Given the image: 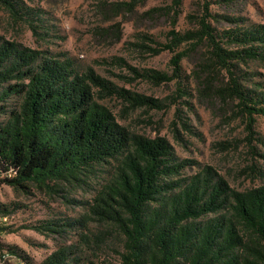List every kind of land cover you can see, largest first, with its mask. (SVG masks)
<instances>
[{
    "label": "trees",
    "instance_id": "obj_1",
    "mask_svg": "<svg viewBox=\"0 0 264 264\" xmlns=\"http://www.w3.org/2000/svg\"><path fill=\"white\" fill-rule=\"evenodd\" d=\"M0 3L13 15L24 14L37 33L34 10L11 0ZM210 7L211 0H205L196 30H172L164 50L205 43L214 64L228 75L224 92L253 123V116L264 117V93L242 84L241 66L264 65V26L219 33L210 22ZM47 55L0 36V115H8L0 123V186L28 191L80 182L99 166H108L109 174L88 216L32 229L59 233L94 219L121 237L115 249L119 264H264V186L236 191L211 168L183 178L188 165L167 139L131 132L96 102L97 88L135 100L129 92L93 69L79 71L68 55ZM184 57H173L175 74L181 73ZM13 98L18 105L7 110L4 104ZM104 244L100 234H81L79 242L60 246L41 264H114L100 260ZM6 248L24 260L19 250Z\"/></svg>",
    "mask_w": 264,
    "mask_h": 264
},
{
    "label": "rangeland",
    "instance_id": "obj_2",
    "mask_svg": "<svg viewBox=\"0 0 264 264\" xmlns=\"http://www.w3.org/2000/svg\"><path fill=\"white\" fill-rule=\"evenodd\" d=\"M11 1L35 11L37 33L24 14L13 15L0 3V36L47 56L68 55L79 71L93 69L129 92L135 100L97 88L96 102L131 132L167 139L188 165L183 178L211 168L236 191L264 186V117L255 115L252 123L224 92L228 75L214 64L205 43L183 44L175 53L164 50L172 30L198 28L205 0H182L180 7L177 0ZM210 10V22L219 33L264 26V0H211ZM179 53L185 57L181 73L175 74L172 59ZM241 70L242 84L264 93V65L249 62ZM162 76L170 80L162 81ZM16 105L14 98L4 104L7 110ZM7 119V114L0 115V123ZM108 170L99 166L83 181L31 186L28 191L0 186V249L15 248L25 257L5 264H41L60 246L79 242L81 234H100L106 240L100 260L119 264L115 249L122 245L121 237L94 219L59 233L43 235L32 229L47 221L63 225L88 216Z\"/></svg>",
    "mask_w": 264,
    "mask_h": 264
},
{
    "label": "built area",
    "instance_id": "obj_3",
    "mask_svg": "<svg viewBox=\"0 0 264 264\" xmlns=\"http://www.w3.org/2000/svg\"><path fill=\"white\" fill-rule=\"evenodd\" d=\"M7 219H4V222H6ZM19 258L21 259L18 255L12 253L9 251L7 248L6 249H0V264H5L7 261L11 259H16Z\"/></svg>",
    "mask_w": 264,
    "mask_h": 264
}]
</instances>
